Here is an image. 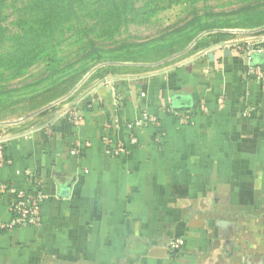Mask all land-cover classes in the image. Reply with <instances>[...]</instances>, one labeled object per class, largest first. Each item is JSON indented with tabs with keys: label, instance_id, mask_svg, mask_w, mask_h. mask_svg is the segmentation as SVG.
<instances>
[{
	"label": "crops",
	"instance_id": "0c3cea01",
	"mask_svg": "<svg viewBox=\"0 0 264 264\" xmlns=\"http://www.w3.org/2000/svg\"><path fill=\"white\" fill-rule=\"evenodd\" d=\"M248 63L213 45L96 86L78 124L61 106L0 140V185L49 196L40 226L0 229V264H264V82L243 79ZM180 97L193 106L176 108ZM143 112L158 124L133 126ZM105 138L127 153L110 156ZM12 200L0 192V222ZM174 237L185 245L172 254Z\"/></svg>",
	"mask_w": 264,
	"mask_h": 264
},
{
	"label": "rangeland",
	"instance_id": "374dc122",
	"mask_svg": "<svg viewBox=\"0 0 264 264\" xmlns=\"http://www.w3.org/2000/svg\"><path fill=\"white\" fill-rule=\"evenodd\" d=\"M50 1L68 13L48 14L46 0H0V140L112 79L162 71L213 45L264 47V0Z\"/></svg>",
	"mask_w": 264,
	"mask_h": 264
},
{
	"label": "built area",
	"instance_id": "2783aa9c",
	"mask_svg": "<svg viewBox=\"0 0 264 264\" xmlns=\"http://www.w3.org/2000/svg\"><path fill=\"white\" fill-rule=\"evenodd\" d=\"M239 50V49H238ZM240 51V50H239ZM241 52V51H240ZM260 50H250L248 52H241L249 59V63L242 71V77L246 81H258L264 82V63L255 64L252 63L251 56L254 53H261ZM224 98L219 99V106L223 105ZM202 110L208 111L206 105L201 104L199 106ZM252 112V108L249 107L244 111L245 116H249ZM176 114L180 117L182 122H189L188 115L182 113ZM65 115L74 124H78L82 119L81 109L79 106H73L65 111ZM158 124V118L149 112H143L139 118L133 122V126L138 128H145L149 125ZM164 135V131L162 132ZM106 152L112 157H120L127 153V148L121 143H115L109 138H105ZM136 141V138H133ZM74 154L78 153L77 149L72 150ZM3 150L0 149V166L3 164ZM10 191L13 194V200L9 206L11 218L6 222H0V229L12 230L15 228L25 226H40L42 224V204L49 199L41 189H24L17 188L6 184L0 185V192ZM185 245V241L181 237H174L169 243V249L171 252L180 251Z\"/></svg>",
	"mask_w": 264,
	"mask_h": 264
},
{
	"label": "water",
	"instance_id": "95a60500",
	"mask_svg": "<svg viewBox=\"0 0 264 264\" xmlns=\"http://www.w3.org/2000/svg\"><path fill=\"white\" fill-rule=\"evenodd\" d=\"M210 58H212L213 54H209ZM252 63L262 64L264 63V54L254 53L251 56ZM174 106L176 108H191L193 106V102L190 98L180 97L174 101Z\"/></svg>",
	"mask_w": 264,
	"mask_h": 264
},
{
	"label": "trees",
	"instance_id": "16d2710c",
	"mask_svg": "<svg viewBox=\"0 0 264 264\" xmlns=\"http://www.w3.org/2000/svg\"><path fill=\"white\" fill-rule=\"evenodd\" d=\"M44 1H45V0H43V2H44ZM43 2H42V3H43ZM45 3L47 4L46 12H47L48 14H53V13H58V12H66V13H68L67 10L63 7V5L60 4L59 2H52V1H50V0H46ZM66 6H68V7H69V6H72V2H71V1L67 2ZM44 12H45V10H44ZM46 12H45V13H46ZM42 25H43V23H42ZM32 43L35 44L36 41L33 40ZM213 43H214V44H217L218 41H214ZM208 45H209V44H208ZM208 45H206V46H208ZM174 253H175V252H172V254H174Z\"/></svg>",
	"mask_w": 264,
	"mask_h": 264
}]
</instances>
